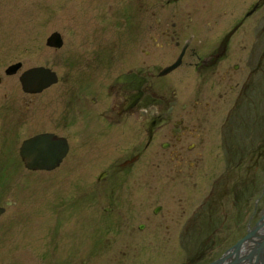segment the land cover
<instances>
[{"label": "rangeland", "instance_id": "rangeland-1", "mask_svg": "<svg viewBox=\"0 0 264 264\" xmlns=\"http://www.w3.org/2000/svg\"><path fill=\"white\" fill-rule=\"evenodd\" d=\"M166 1L0 0V206L15 203L0 215V264H207L244 235L246 204L253 220L264 208V158L256 164L255 158L252 163L249 158L239 159V150L250 144L255 149V143L264 140L260 122L251 120L253 109L246 117L238 116L237 125L246 128L236 127L230 138L234 145L229 139L235 122L229 120L228 101L215 117L216 104L203 88L202 103L209 101L213 107L202 108L203 128L210 127L207 144L215 148L223 139L231 149L226 154L230 165L216 158L219 151L211 150L195 163H175L166 152L151 164L125 168L131 157L128 143L119 152L104 141L93 151L77 143L69 129L44 125L46 118L69 123L72 109L79 108L83 98L85 82L102 86L116 74L149 62L142 49L151 50L150 12L160 17L178 6ZM253 1L236 0L237 12L242 14ZM53 32L61 36L59 49L45 45ZM17 62L21 69L6 76L7 67ZM168 62L157 57L155 63L162 68ZM37 66L55 73L57 83L24 94L18 78ZM183 76L180 68L167 78L181 81L177 90H187L190 86L184 85L188 79ZM103 94L102 101L108 102ZM92 97L98 99L94 93ZM224 126L222 138L219 128ZM48 131L67 137L68 158L52 172L26 171L18 155L21 142ZM103 170L109 175L98 182ZM138 176L148 179L138 184ZM157 207L161 210L155 214ZM197 207L194 226L181 229ZM182 232L187 235L183 242Z\"/></svg>", "mask_w": 264, "mask_h": 264}, {"label": "flooded vegetation", "instance_id": "flooded-vegetation-1", "mask_svg": "<svg viewBox=\"0 0 264 264\" xmlns=\"http://www.w3.org/2000/svg\"><path fill=\"white\" fill-rule=\"evenodd\" d=\"M183 1L167 0V4L176 3L178 6L169 8L170 12L160 14V17L157 16L156 11L150 12L153 25L148 27L149 44L147 45L151 50L142 49V54L149 62L152 60V63L142 61L116 74L102 86L85 82L81 85L84 101L79 100V108L72 109L69 123L46 118L44 125L50 124L53 127L69 129V133L75 136L77 143L88 145L93 151L104 141L109 142L114 150L119 152H121L120 148L128 143L130 145L128 153L131 157L126 159L123 165L125 168L137 163L151 164L160 155L164 157L166 152L167 158L175 163H195L203 159L211 150L219 151V156L216 158L230 165L231 159H228L226 154L231 149L227 148L223 139V142L221 140L215 148L207 144L206 137L210 127L203 128L202 112L203 109L207 111L213 107L209 101L202 103L199 96L202 88L206 96L210 95L216 104L213 109L215 117L220 112L222 104L228 101L227 114L229 120L235 122L234 131L229 139L238 131L236 127L246 128V125H237V117H246L252 109L251 120L260 122L261 131L264 132V0L253 1L254 4L252 3L253 5L242 14L237 12L236 0H209V2L188 0L189 3L186 5L189 9L185 11L182 7ZM226 2L229 3L228 7L221 6ZM178 10L184 17L180 16ZM157 57L159 60H169V62L158 68L155 63ZM178 59L180 64L176 69L182 68L183 77L188 79V83H184L190 86L187 90H177L181 81L174 82L167 78L176 69L162 75L163 70ZM37 67L29 68L22 74ZM122 77L123 79H120ZM195 79H198V83ZM189 80L193 83H189ZM21 91L24 94L29 93L22 90V87ZM103 91V96L108 102L102 101L100 94ZM91 93L98 95V99L89 98ZM192 96H195V99ZM87 99H89L88 103ZM189 100L192 101L189 103ZM156 120L158 122L154 124ZM221 128L219 134L223 138L226 129L225 126L224 130L223 127ZM44 134L52 135L54 141H65L67 151L57 167L50 171L28 170L20 157V147L24 141ZM36 135L23 140L19 146L18 155L23 168L28 172H52L63 166L70 153L67 137L55 131ZM104 135L109 137L104 138ZM230 141L235 145V141L231 139ZM263 144L264 140L257 141L255 149L251 144L246 145L239 150L241 154L239 159L249 158L252 163L255 158L256 164L264 158ZM233 152L236 153V147L233 148ZM181 174V171L177 172L179 177ZM108 175L109 171L103 170L96 179L101 182ZM147 179L138 176L135 182L145 183ZM176 184L179 183L176 181ZM236 196L235 193L234 204ZM7 202H10V207L15 206L14 202L6 201L4 211ZM209 204L207 202V206ZM157 208L159 212L161 208ZM249 209L250 205L247 210L246 204L243 218L247 222L245 230L253 225V216L248 214ZM104 211L111 213L112 209L105 208ZM261 211H264V208ZM198 212L199 207L184 219L185 223L182 224L181 229L187 230L194 226ZM138 228L143 227L139 225ZM186 237V233L182 232L179 236L180 241H185Z\"/></svg>", "mask_w": 264, "mask_h": 264}, {"label": "water", "instance_id": "water-1", "mask_svg": "<svg viewBox=\"0 0 264 264\" xmlns=\"http://www.w3.org/2000/svg\"><path fill=\"white\" fill-rule=\"evenodd\" d=\"M46 45L53 48H60L62 46V39L58 33H52L46 41ZM180 64V59H178L172 66L163 70L162 75H165L172 70L176 69ZM21 64H15L6 70V74L12 75L20 68ZM120 79H123L120 78ZM20 83L22 89L29 93H39L42 90L48 88L52 84L57 82L56 75L51 70L46 68H34L26 71L20 77ZM53 136L44 134L36 135L26 141H24L19 150L20 157L24 162L25 168L28 170H46L50 171L57 167L63 156L67 151V146L63 140H52ZM7 206L10 205L9 202L6 203ZM4 213V208L0 207V215ZM255 236V233L249 234L243 240L239 241L234 249L233 255H235L234 262L224 263L232 254L228 252L221 260L216 262L217 264H242L248 261L252 263L253 256L256 255L255 264H264L260 256L262 254V249L264 246L260 243L254 246V251L248 255H240L242 244L251 237ZM264 242V236L261 237Z\"/></svg>", "mask_w": 264, "mask_h": 264}, {"label": "bare ground", "instance_id": "bare-ground-1", "mask_svg": "<svg viewBox=\"0 0 264 264\" xmlns=\"http://www.w3.org/2000/svg\"><path fill=\"white\" fill-rule=\"evenodd\" d=\"M158 122V120L154 121V124H156ZM264 242H262L261 244L263 245Z\"/></svg>", "mask_w": 264, "mask_h": 264}]
</instances>
